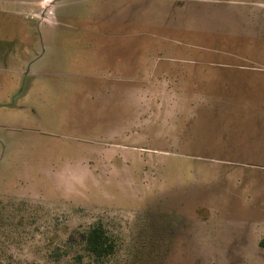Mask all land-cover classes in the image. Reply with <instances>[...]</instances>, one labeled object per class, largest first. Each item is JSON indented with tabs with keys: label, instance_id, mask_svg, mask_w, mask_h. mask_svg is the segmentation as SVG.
<instances>
[{
	"label": "rangeland",
	"instance_id": "1",
	"mask_svg": "<svg viewBox=\"0 0 264 264\" xmlns=\"http://www.w3.org/2000/svg\"><path fill=\"white\" fill-rule=\"evenodd\" d=\"M44 4L0 57V264H100L96 224L106 264H264V0Z\"/></svg>",
	"mask_w": 264,
	"mask_h": 264
},
{
	"label": "crops",
	"instance_id": "2",
	"mask_svg": "<svg viewBox=\"0 0 264 264\" xmlns=\"http://www.w3.org/2000/svg\"><path fill=\"white\" fill-rule=\"evenodd\" d=\"M45 0H25L22 2L23 5V9L15 14L20 15L25 17V19L27 20L29 17V15L31 16V18H36L37 19V23H35V32H32L29 25V21H28V25L25 26V29H22V31L26 34H31L35 36V42L30 44L26 43L24 41V39L22 38H8L7 40L5 39V41L2 43V45H0V49L4 50V53H0V57H4L5 58V64H9L12 62H18V64L20 65L21 69H25V65L31 61L32 65L34 63H38L39 62V57H37L38 54L33 55V58H30V52L32 51H37L36 49V44L39 43L38 40L39 39V32L42 31V28L44 26V24L40 21L41 18L39 17L40 11L44 8L45 6ZM30 10H31V14H30ZM3 12V11H2ZM41 23L43 24L42 26H39L38 24ZM30 58V59H29ZM37 58V59H36ZM22 70V71H23Z\"/></svg>",
	"mask_w": 264,
	"mask_h": 264
},
{
	"label": "trees",
	"instance_id": "3",
	"mask_svg": "<svg viewBox=\"0 0 264 264\" xmlns=\"http://www.w3.org/2000/svg\"><path fill=\"white\" fill-rule=\"evenodd\" d=\"M83 241L84 251L96 263L106 264L117 250L116 241L102 224H96L86 231ZM260 245L264 248V239Z\"/></svg>",
	"mask_w": 264,
	"mask_h": 264
}]
</instances>
